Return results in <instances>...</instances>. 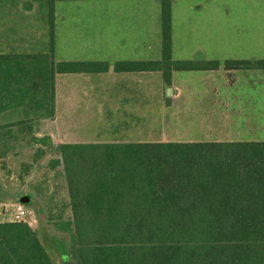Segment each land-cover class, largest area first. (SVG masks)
<instances>
[{
  "label": "trees",
  "instance_id": "1",
  "mask_svg": "<svg viewBox=\"0 0 264 264\" xmlns=\"http://www.w3.org/2000/svg\"><path fill=\"white\" fill-rule=\"evenodd\" d=\"M56 1L46 0L49 53L0 54V101L38 92L42 60L51 115L56 74L108 71L107 63L54 61ZM159 3L161 59L117 62L114 71L159 72L169 85L173 71L218 69L217 61H172L171 0ZM255 69L264 59L225 64ZM25 123L0 126V138ZM60 152L80 264H264V141L62 144ZM0 264L54 263L28 224L0 222Z\"/></svg>",
  "mask_w": 264,
  "mask_h": 264
},
{
  "label": "crops",
  "instance_id": "2",
  "mask_svg": "<svg viewBox=\"0 0 264 264\" xmlns=\"http://www.w3.org/2000/svg\"><path fill=\"white\" fill-rule=\"evenodd\" d=\"M119 2L121 3L113 5L115 7L113 15L115 23L119 19V14L122 15L124 12L123 14L126 15L131 8L139 10L138 14L129 13L126 15L131 18V21L129 24H124V33L117 27L109 34V37L103 38L101 32L95 28L94 38L90 40L88 47L87 44L82 45L80 43L82 37L78 38L72 32L71 29L75 25L68 22L67 32L63 33L62 39L67 40L68 47H66L64 56L60 54L59 57L57 51L58 33L55 29L52 53L55 62L89 61L107 63L108 65V71L103 73H62L55 75V91H57L59 85L65 92L73 90L76 93L74 97L72 94L69 95V98L64 99L66 101L60 106L62 117H57L58 101H55L54 104V115L50 114V103L45 105L44 110L35 107V94L28 98L0 101V126L26 121L23 125L12 126L5 138H0V152L4 148L2 144L5 145V149L10 148L5 155H0V219L5 216L11 218L14 207L19 203H22L29 211L30 220L63 221L73 219L60 152L62 144L147 142V75L149 73H160L147 71L115 72L113 67L117 62L149 61L148 51L151 50L148 45L149 5L148 3H138L142 2L141 0H119ZM173 2L174 0H171V3ZM110 7L112 6L108 5V8ZM116 8H123L124 11L121 10L118 14ZM154 8L155 17L158 19L156 29L158 38L155 43V58L151 60H160L159 0L155 3ZM203 8H206V6L202 4L189 5L183 7L180 11L191 15L193 11L202 12ZM109 13H112V11ZM196 16L193 17L197 18ZM9 21H11L9 24H4V18L0 20V54L49 53V36L48 38L47 36L37 37L36 33L31 32V34H27L28 37L21 40L18 36L17 22H14L13 18ZM184 21L186 20H182L179 14L174 20L171 13L172 57L175 49H181L180 46H182L180 42L175 45L174 30L178 25L185 26L182 23ZM210 40L211 43L217 41L215 39ZM205 44L207 42H204L203 45H197L196 50L194 48L191 51V60L198 62L209 59V56L202 51V46ZM39 45H41V48L37 49ZM85 50H89L86 58ZM40 63L44 66L48 65L46 60H42ZM182 72L190 74L189 80L186 81L185 76L179 75L181 71H173L171 74V88H167L166 95H171V106L173 108L188 110L187 121L190 120L192 113L202 118L205 114L204 109L227 107L230 106L231 99H244L241 98V95L228 94L226 88L227 76L234 74V70L224 71V88L218 83V77L223 76L220 73V66L216 70ZM106 78L107 83L104 81ZM193 79L198 81L194 82V86L192 85ZM88 81L92 85L91 91L95 92L91 102L85 101L83 94L88 88ZM106 91L113 92L109 99L103 97V93ZM246 99L250 100L251 98L247 96ZM83 109H91V120L90 117L85 118ZM106 115L107 121H100V118ZM197 121L200 122L201 120ZM58 124L65 126L64 130L59 131V133L53 132L49 128V125ZM46 137L49 139L50 144H47V140H45L46 143L33 140L34 138L42 139ZM37 153H40L38 157H36ZM42 226L44 225L42 224L39 227L41 231L43 230ZM63 226L72 232V224H63ZM62 230L65 231L63 228Z\"/></svg>",
  "mask_w": 264,
  "mask_h": 264
},
{
  "label": "rangeland",
  "instance_id": "3",
  "mask_svg": "<svg viewBox=\"0 0 264 264\" xmlns=\"http://www.w3.org/2000/svg\"><path fill=\"white\" fill-rule=\"evenodd\" d=\"M138 3H148V51L149 61L155 58V43L158 38L157 23L154 5L157 0H141ZM121 3L119 0H61L54 4L53 34L56 29L58 56L66 53V41L63 33L67 32V23L75 25L72 32L82 37V45L87 44L94 38L95 28L101 32L103 38L118 29L124 33V24H129V13L138 14L139 10L131 8L124 15L119 14L123 8H116L119 19L113 18L115 7ZM202 4L206 6L203 11L182 13L180 10L189 5ZM108 5L112 7L108 8ZM122 5V4H120ZM100 6V8H99ZM211 7L210 9L208 7ZM216 7V8H214ZM18 11V12H17ZM112 11V13H109ZM124 11V10H122ZM171 13L174 20L177 14L181 15L183 25H178L174 30L175 45L179 43L181 49H175L172 61H193L191 51L197 45H203L202 51L209 56L203 61H217L220 66L222 77H218L222 88L225 83L226 61L264 59V0H174L171 3ZM112 14V15H109ZM197 15V16H196ZM190 16H196L192 18ZM4 18V24H9V19L17 22L18 36L28 37L31 32L37 37L49 36V12L46 0H0V20ZM178 34V37H177ZM210 39L217 41L209 42ZM25 40V39H24ZM211 41V40H210ZM201 42V43H200ZM36 48V47H35ZM41 45L37 47L40 49ZM214 49V50H212ZM89 50H85V58ZM83 56V51L81 52ZM172 55V54H171ZM184 58V59H183ZM161 59V58H160ZM89 62V61H88ZM197 62V61H195ZM199 62V61H198ZM42 68L38 66V81L43 86L35 94V107L44 110L49 100V79L46 72L48 65ZM233 71V70H231ZM234 74L227 76L226 85L229 95H241L244 99H231L230 106L221 108H207L202 118L191 115L187 121L188 110L176 109L171 106V95H166L167 88H171L163 82L160 74L147 75L148 85V138L147 142H198V141H264V70H234ZM189 80L190 74H179ZM107 83V78L104 80ZM87 90L83 92L85 101L91 102L95 92L91 90V82ZM189 82V81H188ZM193 82V83H192ZM192 83L194 86L193 81ZM223 90V89H222ZM73 91V90H72ZM65 92L58 85L55 91V101H58L57 117H62V105L65 98H69L75 91ZM171 91V90H170ZM69 93V94H68ZM113 92H104V99H109ZM102 94V93H101ZM70 95V96H69ZM251 98L250 100L246 99ZM87 99V100H86ZM241 105V106H240ZM203 110V109H202ZM85 118L91 120V109H83ZM87 112V113H86ZM55 114V106L54 113ZM201 120L198 122L197 120ZM75 120V116H74ZM106 122L107 115L100 118ZM204 122V123H202ZM65 127V126H64ZM62 124L49 125L53 132L63 131ZM103 144V143H98ZM9 216L0 219V222H9ZM31 219L30 227L45 248L54 264H80L78 246L76 244L74 227L71 230L64 225H73L72 219L63 221L34 220ZM63 223V224H62ZM43 230L39 227L41 225ZM63 229L65 231L63 232ZM67 229V230H66Z\"/></svg>",
  "mask_w": 264,
  "mask_h": 264
},
{
  "label": "built area",
  "instance_id": "4",
  "mask_svg": "<svg viewBox=\"0 0 264 264\" xmlns=\"http://www.w3.org/2000/svg\"><path fill=\"white\" fill-rule=\"evenodd\" d=\"M9 222H22L28 225L31 224L29 211L25 208L22 203H19L14 207Z\"/></svg>",
  "mask_w": 264,
  "mask_h": 264
}]
</instances>
